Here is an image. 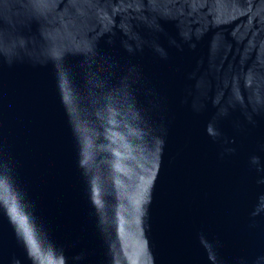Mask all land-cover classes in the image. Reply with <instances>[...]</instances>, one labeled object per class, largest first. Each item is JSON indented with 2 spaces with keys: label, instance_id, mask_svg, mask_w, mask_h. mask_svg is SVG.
I'll list each match as a JSON object with an SVG mask.
<instances>
[{
  "label": "water",
  "instance_id": "water-1",
  "mask_svg": "<svg viewBox=\"0 0 264 264\" xmlns=\"http://www.w3.org/2000/svg\"><path fill=\"white\" fill-rule=\"evenodd\" d=\"M0 264H264V0H0Z\"/></svg>",
  "mask_w": 264,
  "mask_h": 264
}]
</instances>
